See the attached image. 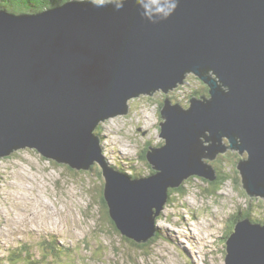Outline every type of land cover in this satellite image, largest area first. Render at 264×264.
Returning a JSON list of instances; mask_svg holds the SVG:
<instances>
[{
    "label": "water",
    "instance_id": "water-1",
    "mask_svg": "<svg viewBox=\"0 0 264 264\" xmlns=\"http://www.w3.org/2000/svg\"><path fill=\"white\" fill-rule=\"evenodd\" d=\"M187 74L208 96L192 97L188 108L164 100V144L146 153L157 172L131 180L105 167L99 123L126 114L130 98L166 94ZM223 137L246 154L236 168L247 194L264 197V0H176L174 8L168 0L71 1L37 14L0 11V157L25 148L76 170L97 163L108 215L125 238L144 244L154 236L168 189L192 176L214 179L200 160L222 153ZM233 230L225 264H264V226L245 218Z\"/></svg>",
    "mask_w": 264,
    "mask_h": 264
},
{
    "label": "rangeland",
    "instance_id": "rangeland-1",
    "mask_svg": "<svg viewBox=\"0 0 264 264\" xmlns=\"http://www.w3.org/2000/svg\"><path fill=\"white\" fill-rule=\"evenodd\" d=\"M195 76L187 75L182 88H175L176 92L171 90L166 96L157 91L130 98L126 114H116L103 120L96 131L103 139L99 144L102 142L100 147L107 156L106 163L110 165L111 162L118 168L122 165L121 169L129 176L133 171L142 177L155 174L157 171L142 160V155L149 146L164 144L158 127L159 103L162 96L171 98L174 93H180L179 98L182 99L185 97L182 92L190 96L191 89L206 85ZM200 94L193 96L205 95ZM185 105L187 108L188 104ZM127 115L130 116L125 118ZM222 143L230 146L225 137ZM203 144L207 147L211 142L203 141ZM227 153L226 161L220 160L219 166L214 167L221 154ZM11 154V157H0V232L6 233L3 237L14 244L5 243L0 237V245L3 250L19 244L36 245L39 239L51 237L47 233L54 232L58 242L52 238L50 242L39 245L46 248L49 257H54L51 264H225L227 252L220 241L230 231L232 216L239 211H248L250 206H253L251 217L258 218L264 213V197L246 193L236 168L246 154L240 156L237 150L227 149L213 159L202 158L200 161L220 173L232 175L235 168L238 173L236 181L230 179L211 192L207 180L187 178L183 194L172 193L171 200H167L155 218V227L159 229L157 238L138 248L134 242L125 240L117 230H113L100 203L104 183L101 175L97 177L94 170H76L65 163L46 160L32 149H15ZM93 165L100 169L97 163ZM258 200L261 207H258ZM47 207H50L48 211L59 214L54 222L45 219ZM36 209L48 224L41 221V226L37 222L30 226L12 222L16 215H23V220L27 221L32 212L36 214ZM56 249L60 252L56 254L63 258L62 262L56 258ZM70 249L78 253L75 258L67 255Z\"/></svg>",
    "mask_w": 264,
    "mask_h": 264
},
{
    "label": "trees",
    "instance_id": "trees-1",
    "mask_svg": "<svg viewBox=\"0 0 264 264\" xmlns=\"http://www.w3.org/2000/svg\"><path fill=\"white\" fill-rule=\"evenodd\" d=\"M72 0H0V11H6L8 13L14 14V15H23V14H37L40 13L41 11L44 10H49L52 8H56L59 6H63L65 3L70 2ZM76 1H93V3H99V4H110L112 2H115V0H76ZM121 1V0H119ZM197 78V77H195ZM199 79V78H197ZM187 81V77L184 80V84ZM183 84V85H184ZM201 84V83H200ZM182 88V86H177V89ZM208 87L204 84H201V88L197 89V90H193L195 92L192 91L191 89V94L190 96L189 93L186 92H182V95H185V97H183L182 99L179 98L180 93L173 94V97H166L164 98L166 95L165 93L162 92L163 95V100L159 103V112L160 109L162 108V106L164 105V100L165 99H169L170 101L174 102H185L186 98L188 100L189 97L195 95V94H205L206 92V96H208L207 92H208ZM186 90V89H185ZM173 92H176L175 90H173ZM170 93V91L168 92ZM200 94V95H201ZM174 100V101H173ZM160 115V114H159ZM130 115L125 116V118H128ZM160 131V128H159ZM146 153L147 150L144 151L143 155H142V160L143 161H147L146 159ZM229 153V152H228ZM228 153L225 154H221V158H218V162L214 164V167L219 166L220 164V160L226 161L227 159V155ZM231 153V152H230ZM12 154H10L8 157H11ZM39 155V154H38ZM113 168L118 169V171H121V173H123L124 175H127V173H125L121 168H123V166L121 165V168H118V166L113 165ZM96 168V167H95ZM97 169V168H96ZM221 169V168H220ZM94 169H92V167L90 168V171H93ZM95 171V170H94ZM97 177L100 176V172L98 171V169L95 171ZM138 173L136 171H133V174H131L129 177L131 178H137L140 177L141 175H137ZM154 174V173H150ZM216 174V178L212 181H208L207 180V184L209 188V191L213 192L216 191L217 189H219L222 185H224V183L228 180L231 179V181H236V179L238 178V173L236 171V169L234 168L232 175H230L229 173H220V172H215ZM187 184V182L184 180L179 187L177 188H172V189H168V196L169 199L171 198V194H183L182 190H183V186H185ZM102 190V189H101ZM101 199V204H102V208L104 209L105 214L107 215V217L110 220V223L112 225L113 230H117L114 223L112 222V220L110 219L109 215H108V211H107V207L104 203L103 200V196L100 198ZM171 200V199H170ZM258 207H261L262 203L257 202ZM101 208V209H102ZM253 210V206H250V209L248 211H239L237 212L236 215L232 216L233 218L230 219L231 221V227L230 225H227V227H230V231H227L226 236L223 238L222 241H220L221 245H225V251H226V242L225 240L229 237L228 235L232 232L233 226L234 224L238 221V220H242L243 218H250L251 220H253V222H257L260 224L264 225V213L262 212L260 214V216H258V218H254L251 217L252 213L251 211ZM253 218V219H252ZM117 232V231H116ZM125 240H127V238H125ZM127 241H131L132 240L128 239ZM50 242V237L47 238H43L40 240V242H38L36 245H30L28 244H19L18 247H15L12 249V247L10 249H8V255L4 258L0 260V264H51V261H54L53 258L54 257H49L47 252H46V248L44 247H40L39 245H44L45 243ZM133 245V243H131ZM135 245V244H134ZM138 248H143L146 245L145 244H137L135 245ZM72 248V246H71ZM12 249V250H11ZM20 249V250H19ZM0 250H2V247L0 245ZM11 250V251H10ZM34 250L36 252H34ZM56 251V252H55ZM54 251V253L56 254L57 252L60 253L59 251H57V249ZM67 255L71 258H75L76 255H78V253L74 252V250L70 249L68 252H66ZM226 253L224 252V255ZM36 255H38V258L36 259ZM50 255L54 256L53 253L50 251ZM56 258L58 259V262H62L63 258L58 256L56 254ZM73 263H76L73 261Z\"/></svg>",
    "mask_w": 264,
    "mask_h": 264
},
{
    "label": "bare ground",
    "instance_id": "bare-ground-1",
    "mask_svg": "<svg viewBox=\"0 0 264 264\" xmlns=\"http://www.w3.org/2000/svg\"><path fill=\"white\" fill-rule=\"evenodd\" d=\"M91 2H93V1H91ZM138 98V97H137ZM134 100V99H133ZM101 123V122H100ZM150 123V122H149ZM207 137V135H203L202 136V140L204 141V142H206L204 139ZM161 138V137H160ZM102 139V138H101ZM103 140V139H102ZM207 142H209V140L207 141ZM100 144H102V142L100 143ZM227 149H231L230 148V146H227L226 147V149L223 151V152H225V151H227ZM108 163V162H107ZM110 163V162H109ZM117 165V164H116ZM41 203H42V201H40ZM44 203V202H43ZM45 204V203H44ZM33 213V212H32ZM31 213V215H30V217H29V219L27 220V221H24L23 220V215L22 216H19V215H16V216H14V221H12V222H14L15 224H17L16 222H23L25 225H29L30 224V226L32 225H35L36 223L35 222H37L38 221V226H40V225H42L40 222L43 220V218L41 219L40 218V212L39 211H37L36 210V214H32ZM16 217V218H15ZM41 217H42V215H41ZM6 218V217H5ZM7 219V218H6ZM47 219V218H46ZM10 223V222H9ZM13 224V223H12ZM40 224V225H39ZM22 225V224H21ZM23 226V225H22ZM47 238V237H46ZM18 247V246H17ZM20 250V249H19Z\"/></svg>",
    "mask_w": 264,
    "mask_h": 264
},
{
    "label": "clouds",
    "instance_id": "clouds-1",
    "mask_svg": "<svg viewBox=\"0 0 264 264\" xmlns=\"http://www.w3.org/2000/svg\"><path fill=\"white\" fill-rule=\"evenodd\" d=\"M168 3H169V5L172 7V8H174L175 7V3H176V0H168ZM120 7H122V4H118L117 6H116V10H119V8ZM142 15H144L146 18H147V13H142ZM155 22V21H154ZM196 77V76H195ZM175 89V88H174ZM173 90V89H172ZM169 91H171V90H169Z\"/></svg>",
    "mask_w": 264,
    "mask_h": 264
},
{
    "label": "flooded vegetation",
    "instance_id": "flooded-vegetation-1",
    "mask_svg": "<svg viewBox=\"0 0 264 264\" xmlns=\"http://www.w3.org/2000/svg\"><path fill=\"white\" fill-rule=\"evenodd\" d=\"M94 170H97L95 167H93ZM128 240V239H127Z\"/></svg>",
    "mask_w": 264,
    "mask_h": 264
}]
</instances>
